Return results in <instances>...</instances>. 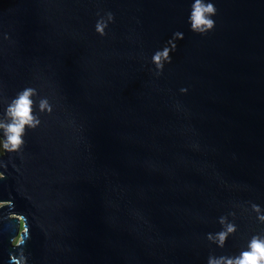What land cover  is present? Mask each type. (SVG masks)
<instances>
[{"label": "water", "instance_id": "obj_1", "mask_svg": "<svg viewBox=\"0 0 264 264\" xmlns=\"http://www.w3.org/2000/svg\"><path fill=\"white\" fill-rule=\"evenodd\" d=\"M210 2L201 35L193 0H0V115L32 87L40 119L0 153V264H207L264 235V0Z\"/></svg>", "mask_w": 264, "mask_h": 264}, {"label": "clouds", "instance_id": "obj_2", "mask_svg": "<svg viewBox=\"0 0 264 264\" xmlns=\"http://www.w3.org/2000/svg\"><path fill=\"white\" fill-rule=\"evenodd\" d=\"M217 9L210 0H193L188 16L190 30L201 35L206 34L215 26V21L211 18L216 14ZM113 19L112 13H107V21L104 18L97 20L95 31L101 36L105 34L107 22ZM170 49L165 46L156 50L151 62L155 65L156 75H159L163 69L165 62L171 61L169 55ZM181 92L187 91L185 88L180 89ZM36 89L26 87L19 91L8 103L2 115H0V147L5 152H19L23 147L24 135L26 129H34L40 124L39 116L34 113V100ZM39 112H51L52 107L47 98L39 99L36 105ZM251 210L256 213V219L264 223V210L258 204L252 203ZM234 215V213H229ZM218 223L221 230L215 233H207L206 239L217 247L223 248L227 238L236 232L235 223L229 221L226 216H220ZM26 258L21 255L17 264L25 262ZM207 264H264V235L254 234L248 241L247 247L240 251L238 255H209Z\"/></svg>", "mask_w": 264, "mask_h": 264}, {"label": "rangeland", "instance_id": "obj_3", "mask_svg": "<svg viewBox=\"0 0 264 264\" xmlns=\"http://www.w3.org/2000/svg\"><path fill=\"white\" fill-rule=\"evenodd\" d=\"M1 151H2V147H0V153H1Z\"/></svg>", "mask_w": 264, "mask_h": 264}]
</instances>
